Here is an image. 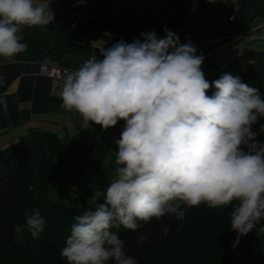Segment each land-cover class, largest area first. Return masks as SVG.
Instances as JSON below:
<instances>
[{"label": "clouds", "instance_id": "1", "mask_svg": "<svg viewBox=\"0 0 264 264\" xmlns=\"http://www.w3.org/2000/svg\"><path fill=\"white\" fill-rule=\"evenodd\" d=\"M50 2L0 0V59L15 62L28 48L22 30L54 21ZM163 30V38L153 30L100 48V59L92 57L64 77L65 111L104 131L124 122L115 141L114 178L102 202L75 217L61 249L67 264H138L113 229L137 231L165 215L182 219V206H231L233 247L253 230L264 234V142L253 129L264 118V99L232 74L210 83L202 70L205 57L191 40L181 43L166 25ZM7 104L0 98L4 112ZM111 161L110 154L103 165ZM45 224L39 209L25 212L33 239ZM146 242L140 233L137 243Z\"/></svg>", "mask_w": 264, "mask_h": 264}, {"label": "crops", "instance_id": "2", "mask_svg": "<svg viewBox=\"0 0 264 264\" xmlns=\"http://www.w3.org/2000/svg\"><path fill=\"white\" fill-rule=\"evenodd\" d=\"M35 3L44 4L47 0ZM49 7L55 14L52 23L43 28H25L20 33L28 45L27 51L13 63L0 59V98L8 102L7 112L0 106V153L25 143L32 132H56L66 139L62 156L67 158L50 183L60 199L73 204L82 199H103L108 180L114 178L115 141L124 122L107 131L91 123L86 126L78 114L65 111L61 99L50 94L51 80L41 73L40 67H69L67 63L73 59L69 47H60V61L48 56L41 61L31 58L56 45L77 43L82 47L70 48L91 52L90 58L98 59V49L120 40L131 43L142 32L154 30L163 38L165 25L179 36L181 43L187 42L186 37L190 39L197 52L228 36L236 24L242 27V33L255 36L244 42L233 40L204 56L205 78L251 48L264 51V0H51ZM235 8L241 14L231 22L229 17ZM110 154L112 161L105 167L103 163Z\"/></svg>", "mask_w": 264, "mask_h": 264}, {"label": "trees", "instance_id": "3", "mask_svg": "<svg viewBox=\"0 0 264 264\" xmlns=\"http://www.w3.org/2000/svg\"><path fill=\"white\" fill-rule=\"evenodd\" d=\"M225 73L238 76L243 83L258 88L264 99V51L251 48L229 59L206 79L211 83ZM214 91V88L210 89L208 95ZM262 124L264 118H260L253 129L258 132L257 139L264 142V133L259 132ZM65 140L53 131H35L30 133L25 143L8 147L0 153V243L16 245L35 254L39 264H67L61 256V249L70 235L75 217L103 200L82 199L73 204L55 194L50 179L66 161L67 157L62 156ZM36 209L45 219V229L39 239H33L26 230L27 235L22 242L19 239L22 230L16 232L13 229L15 226L23 229L25 212L31 214ZM182 210V219L165 215L152 219L137 231L126 230L122 226L113 231L119 234L125 243L126 253L133 256L138 264H162L155 255L160 250L170 251L177 264H199L185 252L186 245L190 240L199 243L208 256V251L214 249L213 245L217 246L220 240L215 242V239L212 246L208 243L213 237L211 229L216 231L213 225L222 215L229 214L232 207L217 210L201 204L192 208L182 206ZM140 233L147 237L144 244L137 243ZM244 240L248 244L240 264H264V234L253 230L244 236ZM239 252L238 247L233 248L228 253L231 260L223 264H237ZM0 264H5L1 258Z\"/></svg>", "mask_w": 264, "mask_h": 264}, {"label": "rangeland", "instance_id": "4", "mask_svg": "<svg viewBox=\"0 0 264 264\" xmlns=\"http://www.w3.org/2000/svg\"><path fill=\"white\" fill-rule=\"evenodd\" d=\"M67 49L73 53L72 54L73 59L67 63L68 64L67 66L75 70L78 69L83 64V62L88 60L92 55L91 52H86L84 50H79L77 48L69 47ZM48 57L56 59L58 61L62 60V48H58L54 50L51 54L48 55ZM100 58H101L100 54H98V59ZM230 213L222 215V217L218 219L217 223L213 225L216 231L211 229L213 237L210 241H208V243L212 246L213 241L215 239H216L215 242L218 239L220 240L218 241L217 246L213 245L214 249H210L208 251L209 253L208 256H205L206 250L204 249V247L201 248L199 243H196L188 238L190 242L186 245L187 248L185 252L190 254L195 260L198 261L199 264L226 263L227 260H231V258L228 257L229 251H231L235 247H238L240 249L239 255L238 257H236L237 264L241 263L248 242L247 240H244V236H243L240 238L239 243L236 244L235 247H233L237 233L230 230L231 227ZM26 230L27 228L23 226L22 234L19 237V239L22 242L25 241V236L27 235ZM155 255L157 257V260L162 264H177L175 258L173 257L170 251L160 250ZM0 258L5 264H39L40 263L38 257L35 254H32L31 252L23 251L22 248H20L19 246L7 245L4 243H0Z\"/></svg>", "mask_w": 264, "mask_h": 264}, {"label": "built area", "instance_id": "5", "mask_svg": "<svg viewBox=\"0 0 264 264\" xmlns=\"http://www.w3.org/2000/svg\"><path fill=\"white\" fill-rule=\"evenodd\" d=\"M241 11L239 8H235L229 20L231 22H235L240 17ZM237 42H244L247 40L255 39V36L249 33H240L237 34L234 38ZM97 58V57H96ZM75 69L63 66L56 65H47L42 64L40 67V71L42 74L46 75L51 80L50 94L53 97H57L60 99V93L62 90L63 80L66 74L70 71H74Z\"/></svg>", "mask_w": 264, "mask_h": 264}, {"label": "water", "instance_id": "6", "mask_svg": "<svg viewBox=\"0 0 264 264\" xmlns=\"http://www.w3.org/2000/svg\"><path fill=\"white\" fill-rule=\"evenodd\" d=\"M243 30H242V27L239 26V24H236L234 29L232 30V32L224 37L221 41L215 43V44H212L208 47H205L204 49L200 50L197 52V54H203L204 56H207L225 46H227L228 44H230L231 42H233V38L237 35V34H240L242 33ZM82 47L80 44H77V43H68V44H63V45H56L54 47H52L51 49H49L45 54L39 56V57H34V58H31L30 60H33V61H41L43 60L44 58H46L49 54H51L54 50H56L57 48H60V47ZM97 50V49H96ZM98 53H99V49L97 50ZM100 54V53H99Z\"/></svg>", "mask_w": 264, "mask_h": 264}]
</instances>
